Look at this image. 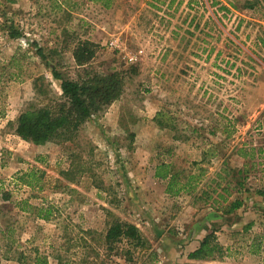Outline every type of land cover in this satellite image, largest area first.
Listing matches in <instances>:
<instances>
[{"label":"rangeland","instance_id":"374dc122","mask_svg":"<svg viewBox=\"0 0 264 264\" xmlns=\"http://www.w3.org/2000/svg\"><path fill=\"white\" fill-rule=\"evenodd\" d=\"M79 40L98 45L87 69L122 73L123 95L73 141L33 146L10 123L62 95L34 44L77 80ZM0 73V264L36 254L50 264L59 256L67 264H264V0H113L108 9L95 0H0ZM160 163L183 171V181L205 174L194 193L170 196L155 178ZM25 173L35 189L19 180ZM229 186V202L243 206L224 214L218 194ZM24 201L51 206L54 218L23 211ZM115 220L136 225L146 247L130 258L125 243L105 251ZM211 232L222 257L189 260Z\"/></svg>","mask_w":264,"mask_h":264},{"label":"trees","instance_id":"16d2710c","mask_svg":"<svg viewBox=\"0 0 264 264\" xmlns=\"http://www.w3.org/2000/svg\"><path fill=\"white\" fill-rule=\"evenodd\" d=\"M95 1L101 2L106 9L110 8L113 2V0ZM10 37L19 39L23 36L20 31L12 30ZM34 46L37 57L50 69L53 78L59 81L62 95L53 104L29 106L14 123H10V126L13 127L16 136L36 147L45 146L48 143L73 141L89 119L103 114L114 102L120 100L124 92V77L122 73L118 72L102 74L87 69V66L95 59L98 50V45L90 40H79L72 52L75 65L84 69V75L77 80L65 78L52 64L49 54H46L38 44L35 43ZM15 62L17 73L12 76L18 78L22 67L17 63L16 57H12L10 64ZM43 80L44 77L35 80L34 87L40 96L45 93L42 85H39V81ZM2 116L3 113L0 111V117ZM199 171L200 173L187 176L183 181L181 177L183 171L176 170L172 164L160 163L155 169V178L166 182L167 194L180 196L182 193L192 194L195 192L205 174L203 168H200ZM238 173L244 174L243 171H238ZM19 180L24 186L32 189H35L38 184L34 173H25ZM236 184L234 188H238L237 191L241 192L244 187V178L238 179ZM214 192L216 191L214 190ZM231 196L230 186L224 188L223 193L218 194V198L222 201L220 204H228L223 207L224 214H231L243 206V202L239 200L229 202ZM217 201L213 200V203L216 204ZM23 204L27 206V208H22L23 211L35 212L36 217L40 220L50 221L54 218L55 213L51 206L48 208L36 207L27 204L26 201ZM221 209L218 208V210ZM122 243L129 245V249L122 250L126 258L132 256V249L144 248L147 245V241L136 225L115 220L104 235L103 246L105 251L114 253ZM221 255L222 246L217 241L215 233L211 232L201 241L199 248L188 255V259L214 261L222 257ZM57 260V264H67L64 263L61 256L57 257ZM18 262L22 264H50L46 256L39 254H36L32 262H28L26 257H20Z\"/></svg>","mask_w":264,"mask_h":264},{"label":"built area","instance_id":"2783aa9c","mask_svg":"<svg viewBox=\"0 0 264 264\" xmlns=\"http://www.w3.org/2000/svg\"><path fill=\"white\" fill-rule=\"evenodd\" d=\"M110 46H111L113 49H115V50H120V48H121V44H120V42H119L118 39H113V40L110 42ZM141 54H142V51L139 52V55H133V56H130V57H129V61H130L131 63H135V62H137L138 57H139ZM258 132H259V133H262V135H263L262 137H263V139H264V123L261 125V127H260L259 130H258Z\"/></svg>","mask_w":264,"mask_h":264}]
</instances>
